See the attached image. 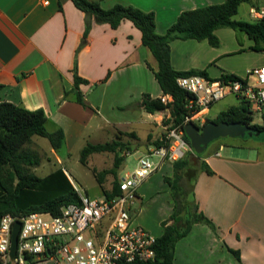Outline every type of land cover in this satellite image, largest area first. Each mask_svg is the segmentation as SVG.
I'll list each match as a JSON object with an SVG mask.
<instances>
[{"label": "crops", "instance_id": "1", "mask_svg": "<svg viewBox=\"0 0 264 264\" xmlns=\"http://www.w3.org/2000/svg\"><path fill=\"white\" fill-rule=\"evenodd\" d=\"M94 1L104 9L120 4L154 12L156 32L160 35L183 11L215 4L213 0H178V7L174 8L172 0ZM90 22L85 36L86 15L72 0H0V103L30 111L42 109L48 118V131L62 129L64 133L61 150L56 152L51 147L49 151L58 167L40 177L35 170L43 164L41 161L32 168L39 178L63 169L73 182L69 170L62 166L60 152L69 155L78 151L81 155L88 144H104L118 136L126 145L123 152L137 151V164L173 123L170 109L151 114L141 105L144 95L155 99L164 94L154 74L157 60L143 45L141 31L129 20L116 29L93 17ZM215 34L220 41L218 47L206 40L174 39L170 43L173 68L205 71L208 78L219 79L227 73L244 76L248 69L264 65L261 62L237 68L228 64L224 58L244 51L245 45H240L231 28L217 29ZM246 38L250 41L248 47H255L251 44L255 41L247 34ZM75 70L87 81L78 87L87 106L76 102L73 94L65 96L66 92L77 90ZM231 96L214 103L203 118L215 119L242 103H235L236 97L231 101ZM255 116L262 119L254 115L253 124L262 125L263 122L255 123ZM243 140V145H233L239 151L227 154L223 144L208 146L197 157L199 164L193 163L194 199L215 229L204 223L195 224L176 243L174 264H264V132L246 135ZM33 143L42 144L32 139ZM123 152L120 156L124 157ZM97 154L112 153L91 154L88 164ZM173 164L162 163L140 186L135 204L138 207L134 209L137 224L154 232L160 227L161 235L162 222L173 213V198L165 181L174 175ZM113 169L117 177L118 167ZM115 176L107 174L105 189L112 188L108 189L109 181L111 185ZM232 250L239 252L240 259Z\"/></svg>", "mask_w": 264, "mask_h": 264}, {"label": "trees", "instance_id": "2", "mask_svg": "<svg viewBox=\"0 0 264 264\" xmlns=\"http://www.w3.org/2000/svg\"><path fill=\"white\" fill-rule=\"evenodd\" d=\"M251 0H226L221 4L207 5L193 10L183 11L164 35L156 32V17L154 12H145L133 6L117 4L110 9L101 7L94 0H72L74 5L86 15L87 36L90 28V19L93 17L99 23H107L116 29L125 21H131L142 33V43L148 47L158 63V70L154 72L155 78L164 94L170 95L173 102L165 105L159 98H151L144 95L141 105L151 114L170 109L173 124H181L186 115L187 92L182 90L176 82L181 76L202 75L207 77L205 71L190 70L177 71L171 64L170 43L174 39L206 40L213 47L220 45L215 31L220 28H231L247 34L256 43L253 49L259 50V45L264 44V18L253 21H237L234 16L243 3ZM235 76V75H234ZM226 78V77H225ZM76 91H68L65 96L73 94L76 102L87 106L84 96L78 87L86 80L80 78L76 70L74 72ZM250 106L241 103L237 107H231L221 112L217 118L208 119L207 122H240L248 124L254 132H264V113L262 125L253 124V116ZM48 118L42 109L30 111L23 106L8 102L0 103V218L4 214L25 216L32 212H47L58 215L63 206L80 202L79 195L73 187L63 169H59L45 178H39L32 168L41 162L39 154L30 148L32 138L39 136L46 138L51 147L59 152L64 145V133L62 129L50 132L47 129ZM123 135V134H122ZM166 135V134H165ZM163 135V137H165ZM132 136H135L132 134ZM186 140H190L185 136ZM155 146L163 144L157 140ZM126 148L121 136L104 144H88L81 151L80 162L88 165V157L94 153H114L116 167L123 161L120 153ZM173 177H166L170 193L173 198V213L162 222L163 233L157 238L155 251L156 258L148 264H174V252L176 243L184 238L195 224L204 223L215 229L212 221L199 210L194 199L193 183L190 189H186L183 180L187 179L193 163L188 155L174 164ZM211 173L209 169H206ZM93 174L102 188L103 195L113 197L119 193V181L115 176V170L97 172ZM115 177L112 188H104L107 174ZM189 177V176H188ZM238 259L240 254L232 250Z\"/></svg>", "mask_w": 264, "mask_h": 264}, {"label": "built area", "instance_id": "3", "mask_svg": "<svg viewBox=\"0 0 264 264\" xmlns=\"http://www.w3.org/2000/svg\"><path fill=\"white\" fill-rule=\"evenodd\" d=\"M251 16L264 18V7L251 8ZM226 77V78H225ZM177 85L187 92L186 115L181 124H171L160 146L151 147L135 168L119 180L113 197L92 198L75 187L80 202L63 206L58 215L32 212L25 216L4 214L0 218V264H11L12 227L21 222L14 264H148L156 258L157 238L135 226L131 209L140 186L161 164L183 160L194 149L185 138L189 122L204 125L205 112L228 95L250 106L252 116L264 113V65L248 69L244 76L224 74L219 79L202 75L181 76ZM162 103L173 102L163 94ZM129 152L123 155L129 156Z\"/></svg>", "mask_w": 264, "mask_h": 264}, {"label": "rangeland", "instance_id": "4", "mask_svg": "<svg viewBox=\"0 0 264 264\" xmlns=\"http://www.w3.org/2000/svg\"><path fill=\"white\" fill-rule=\"evenodd\" d=\"M223 0H213L215 4H219ZM159 9L163 10L161 8V4L158 5ZM172 6L174 8L178 7V0H172ZM264 7V0H251L250 3H243L239 6L237 14L234 16V20L237 21H253L255 20L251 16V8H262ZM233 30V29H232ZM235 31V30H234ZM236 32V38L238 42L243 45H245V50L242 52H238L237 54L228 56L227 58H224V61L227 62L230 65H234L237 68H245L246 66H250L251 64H259L261 62H264V44L259 45V50L249 48L248 43L250 42L248 38H246V34L240 31H235ZM224 36L222 35V40H224ZM253 46L256 44L254 42L251 43ZM234 96H231L230 99L231 101L233 100ZM235 98V97H234ZM238 99L235 98V103ZM240 101V100H238ZM241 102V101H240ZM214 112L210 114L211 118H214ZM208 120V119H206ZM263 122L261 117L255 116V123H261ZM168 123V122H167ZM199 124V122H197ZM33 141H39L42 144H31L30 148L32 150H35L39 156L41 157V161H44L43 164L36 168L35 172L38 176L44 177L46 176L50 171L54 170L55 168L58 167V164L56 162V159L54 156L50 155L49 156V151L51 150V145L49 141L46 138L39 137V136H34ZM215 143L217 144H223L224 149L226 154L230 152H236L239 151L238 148H234V144H238V146L244 144V140L241 137H221L209 144V147H212ZM129 150V148H127ZM113 154V153H112ZM97 154V158H95L91 164L83 165L80 162V152H74L72 154H65L64 151L60 152L59 156L62 160V166L67 168L72 175L73 182L72 185L73 187H77L82 192L88 193L92 198L94 197H102V188H100V185L95 179V176L93 174L92 168L96 169L97 172H103L113 169L116 165V156L115 154ZM201 154H196L195 152L189 153L188 157L192 161V163H195L196 165L199 164V158H197ZM138 156L137 151H132L129 156H124L122 164L119 165L118 171H117V177L118 181L121 180L126 172L132 171L135 164H136V158ZM50 158V160H48ZM48 160V161H47ZM137 165V164H136ZM110 167V168H109ZM109 168V169H108ZM194 174V170H189L188 176L186 177L187 179L183 180L184 186L186 189H190L192 186V176ZM112 177L109 179L111 180ZM109 188L112 187V183L110 185L109 181ZM169 189V188H168ZM169 191V190H168ZM138 206L135 205L130 211V214L132 216L133 222L135 226H140L143 227L144 229L148 230L151 232L154 236H160L161 235V228L157 229V231H152L148 226L137 224V217L138 214L135 212L134 209H136ZM152 219V217H150ZM154 224L153 222H151ZM156 224V222H155ZM32 264H49L48 262H36Z\"/></svg>", "mask_w": 264, "mask_h": 264}, {"label": "water", "instance_id": "5", "mask_svg": "<svg viewBox=\"0 0 264 264\" xmlns=\"http://www.w3.org/2000/svg\"><path fill=\"white\" fill-rule=\"evenodd\" d=\"M185 135L190 140V145L196 154L203 153L209 144L221 137H241L257 135L248 124L240 122H207L199 126L195 122H189L184 126ZM21 229V222L17 221L12 227L11 245L9 249V257L11 264L17 253L18 234Z\"/></svg>", "mask_w": 264, "mask_h": 264}, {"label": "flooded vegetation", "instance_id": "6", "mask_svg": "<svg viewBox=\"0 0 264 264\" xmlns=\"http://www.w3.org/2000/svg\"><path fill=\"white\" fill-rule=\"evenodd\" d=\"M204 124H206V122Z\"/></svg>", "mask_w": 264, "mask_h": 264}]
</instances>
